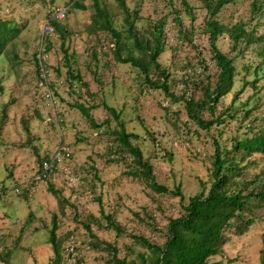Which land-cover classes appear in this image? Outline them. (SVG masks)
<instances>
[{"label":"rangeland","instance_id":"374dc122","mask_svg":"<svg viewBox=\"0 0 264 264\" xmlns=\"http://www.w3.org/2000/svg\"><path fill=\"white\" fill-rule=\"evenodd\" d=\"M74 0H2L1 13L15 18L21 32L14 55L0 57V253L9 264H51L53 249L49 243L53 216L57 215V233L63 242L60 264H108L111 255L92 246L91 237L82 220L90 223L100 239L114 243L119 257L135 256L144 248L132 235H145L163 243L164 231L172 217L182 213L180 198L153 191L140 180L125 174L123 161L113 159L114 136L108 125H94L80 110L90 108L97 123L112 118L104 104L122 112L129 131L139 134L136 141L154 165L157 180L171 188L183 184L185 195L200 191V179L210 178L209 168L214 153L213 135L218 128L226 132L220 138L229 144L233 135H243L247 128L240 119L228 118L210 133L198 126L185 110L182 101L173 102L161 89L149 87L139 68L123 63L114 53V36L91 28L95 7L93 0H81L86 8L73 5ZM115 15V25L122 30L125 13L118 0H100ZM188 10L182 0H126L132 17L138 12L136 28L150 29L161 21L166 49L159 61L171 73L170 83L177 92L193 75L208 81L217 73L209 34L204 31L210 10L205 0H188ZM256 2V6L255 3ZM70 6L67 17L60 21L67 28L64 45L61 31L55 29L48 42L45 60L50 72V87L58 102L52 104L40 85L37 55L43 26L51 5ZM180 15L182 21L177 20ZM222 23H244L247 29L264 33V0H234L216 15ZM228 34L219 37V47L231 56ZM64 47L68 50L66 59ZM244 50L236 60L238 79L250 75L242 70L244 63L261 60L253 47ZM135 53H139L134 49ZM124 50V55L126 54ZM204 60V61H203ZM209 68H208V67ZM70 69L82 77L73 85ZM151 72L153 78L156 77ZM259 111H264V71L260 75ZM213 79V78H212ZM239 81L234 85L238 90ZM197 97L200 95L196 92ZM253 89L248 86L235 105L248 101ZM232 96L224 101L229 106ZM249 106L255 104L250 100ZM209 114L206 113V118ZM66 144L69 151L62 163L54 166L45 178H38L41 164L51 161L54 153ZM257 165L251 173L264 167V157L255 154ZM93 167L95 169H93ZM50 186L60 191L57 195ZM98 197L125 229V235L101 221ZM61 198H64L60 202ZM162 231L153 227V221ZM264 220L257 221L242 234L232 233L223 255L212 258L224 264H259ZM0 264H6L0 257Z\"/></svg>","mask_w":264,"mask_h":264},{"label":"trees","instance_id":"16d2710c","mask_svg":"<svg viewBox=\"0 0 264 264\" xmlns=\"http://www.w3.org/2000/svg\"><path fill=\"white\" fill-rule=\"evenodd\" d=\"M80 1L74 0L73 5L86 8ZM232 1L234 0H205V5L211 14L204 31L209 34L213 59L218 67L217 73L209 74L208 81L189 75L183 90L177 92L169 81L172 76L170 71L159 61L160 55L166 49L163 23L155 22L152 28L144 31L143 28H136L138 12L134 13L136 17L133 18L126 0H118L126 14L124 17L126 28L122 31L117 29L115 15L111 10L100 0H93L95 14L91 28L110 32L114 36V53L117 59L139 68L149 87L163 90L173 102L182 101L190 118L208 133L215 125L220 127L227 122L228 118L239 120L242 114V125L247 128L243 135H233L229 144L221 142L220 138L226 131L218 128V135L212 136L215 149L209 168L210 178L206 181L200 179V191L187 197L182 183L171 188L157 180L154 165L145 156L141 146L136 143L139 134L127 129L121 111L104 104L116 121L112 126V118H106L103 122L97 123L90 108L81 105L80 110L94 125L98 127L108 125V132L114 136L113 159L118 162L123 161L125 174L140 180L162 195L179 197L182 208L179 216L169 219L164 231L163 243L152 241L145 235H132L134 241L144 248L138 252L133 249L132 251L136 252L135 256L119 257L120 250L117 246L100 239L92 225L82 220V225L92 239V246L95 249L107 251L111 255L108 264H224L223 260L213 261L212 258L223 255L229 236L232 233L242 235L248 232L257 221L264 220V167L256 173H251L250 170V167L257 165L253 157L255 154L258 153L264 157V111L258 112L261 103V97L258 96L261 91L260 75L264 71V33L258 34L254 29L249 30L241 22L227 25L216 18L221 9ZM1 2L2 0H0V57L7 55L9 58L10 55H14L21 26L15 18H6L2 15ZM182 3L191 10L188 0H182ZM254 4L256 6V2ZM177 20L182 21L180 15H177ZM60 21L62 20L53 19L52 24L54 29L62 32L61 36L64 37L62 45H64V32L67 28L62 27ZM225 33L231 40V49L237 51L234 56L218 45L219 37ZM256 43L257 46L253 49L255 48L261 60L255 61L254 64H252L254 61L247 62L242 66V70L253 78L248 79L244 75L238 79L239 68L236 62L238 56L240 53L244 56V50L250 49ZM63 48L66 59L69 60L68 50L64 46ZM134 49H137L139 53H135ZM124 50L127 51L125 55ZM152 71L157 74L155 78L151 76ZM70 77H72L73 85H76V81L82 82V77L74 69H70ZM239 81H242L241 87L234 90V85ZM248 86L252 87L253 95L248 101L240 102L236 106L235 103ZM2 90L3 87L0 86V92ZM197 91L200 93L198 97ZM231 96V103L225 106L224 101ZM252 99L257 103L249 106ZM206 113L209 114L208 118ZM50 188L61 197L60 191L53 186ZM63 199L61 198L60 202ZM97 201L100 205V222L105 221L106 227L115 230L117 236L125 235L123 226L112 214L106 212L102 198L98 197ZM152 221L153 227L162 231L153 219ZM52 222L49 243L54 254L51 264H60L63 259V242L57 233V215L53 216ZM262 243L259 264H264V233ZM0 257L4 263L9 264L1 253ZM76 264H84V262L78 258Z\"/></svg>","mask_w":264,"mask_h":264},{"label":"built area","instance_id":"2783aa9c","mask_svg":"<svg viewBox=\"0 0 264 264\" xmlns=\"http://www.w3.org/2000/svg\"><path fill=\"white\" fill-rule=\"evenodd\" d=\"M71 7L70 6H60V5H52L49 11V16L45 21L43 26L42 34L40 37V47L39 53L37 55L39 61V72H40V85L45 89V96L51 101L52 104H56L58 102L54 93L51 92L50 87V72L45 60V52L48 50V38H50L54 34V26L52 24L53 19L63 20L67 17ZM69 151L68 146L66 144H62L57 151L53 155V159L51 161L45 160L42 163L41 170L38 174V178H45L48 173L53 169L54 166H59L65 154Z\"/></svg>","mask_w":264,"mask_h":264},{"label":"clouds","instance_id":"9594fccd","mask_svg":"<svg viewBox=\"0 0 264 264\" xmlns=\"http://www.w3.org/2000/svg\"><path fill=\"white\" fill-rule=\"evenodd\" d=\"M50 39V38H49ZM48 48V47H47ZM38 58V57H37ZM38 64H39V61H38ZM43 163V162H42ZM41 170V169H40ZM40 172V171H39Z\"/></svg>","mask_w":264,"mask_h":264}]
</instances>
